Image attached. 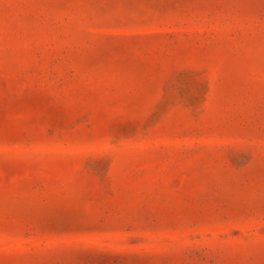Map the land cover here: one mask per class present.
I'll list each match as a JSON object with an SVG mask.
<instances>
[{"label": "rangeland", "instance_id": "rangeland-1", "mask_svg": "<svg viewBox=\"0 0 264 264\" xmlns=\"http://www.w3.org/2000/svg\"><path fill=\"white\" fill-rule=\"evenodd\" d=\"M0 264H264V0H0Z\"/></svg>", "mask_w": 264, "mask_h": 264}]
</instances>
